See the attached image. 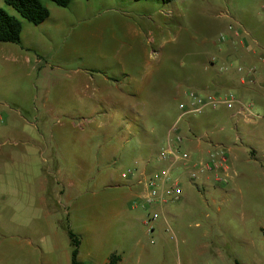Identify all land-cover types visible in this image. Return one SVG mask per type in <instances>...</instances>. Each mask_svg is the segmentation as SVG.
<instances>
[{
	"label": "rangeland",
	"instance_id": "1",
	"mask_svg": "<svg viewBox=\"0 0 264 264\" xmlns=\"http://www.w3.org/2000/svg\"><path fill=\"white\" fill-rule=\"evenodd\" d=\"M44 5L50 12L48 21L35 26L0 0V8L22 22L24 40L37 42L44 51L39 55L44 60L40 72H33L27 64L2 61L12 73L0 70V136H38L36 144L48 151L35 164L24 158L10 159L5 166L40 168L53 186L58 181L64 195L60 196L56 220L55 215L32 222L22 216L12 220L15 212L23 210L17 204L2 210L0 264L63 263L62 249L68 246L66 227L80 238L81 258L87 260L95 237L85 232L81 208V202L90 197L86 189L89 177L94 172L97 175L98 197L102 199L121 192L108 189L111 186L130 185L121 173L134 165L139 139L147 137L146 132L151 135L154 128V150L164 146L166 127L177 121L179 104L187 99L184 90L198 91L185 81V73L206 58L212 43H223L232 33L228 26L249 27L250 21H264V0H174L169 4L157 0H73L68 8L46 0ZM222 13L227 14L221 17ZM180 87L183 93L178 96L175 91ZM137 90L139 95L133 92ZM200 117L184 118L183 135L188 134L187 122ZM241 125L252 130V126ZM134 213L137 240L147 246L138 264H146L154 232L145 235L143 212ZM211 214L212 224L226 244L225 252L240 250L243 244L238 236L247 234L251 257L260 256L259 264H264L263 233L259 231L264 220L251 214L247 221L235 200L223 204L221 214L214 210ZM111 223L113 228L104 238L106 250L118 241V223ZM188 224H192L189 231L203 230L195 227L192 219H187ZM54 228L65 237L58 250L53 249ZM210 240L216 238L206 241Z\"/></svg>",
	"mask_w": 264,
	"mask_h": 264
},
{
	"label": "crops",
	"instance_id": "2",
	"mask_svg": "<svg viewBox=\"0 0 264 264\" xmlns=\"http://www.w3.org/2000/svg\"><path fill=\"white\" fill-rule=\"evenodd\" d=\"M225 14L227 13H222L221 17ZM249 25V27L247 24L240 25L243 30L241 37L230 33L226 39H222L223 43L219 45L212 43L211 52L208 50L206 58L200 60L194 70L185 73L184 79L190 83L188 85L197 86L198 91L196 92L200 91L199 93L214 92L220 95L233 91L244 103H252L256 113L264 115V21L257 23L250 21ZM41 54H44V51L39 44L30 39L24 40L22 33L20 44L0 43V70L5 72L7 70L11 74V70L7 69L8 66L4 68L2 65V61H9L15 65L27 64L33 72H40L44 63L43 58L40 57ZM37 58L41 59L40 64L36 63ZM243 78L247 79V82H244ZM253 80L254 83H252ZM116 87L115 85L114 88ZM187 90H184L185 95L192 91ZM119 92L122 93L121 89ZM133 92L139 95L141 91ZM175 92L178 96L183 93L181 87ZM209 111V113H203L195 121L187 122L186 137L190 140L184 144L183 148L192 155L193 159L197 160L207 158L212 152L224 150L236 173L233 181L227 186H215L208 178L198 184L185 180L183 195L178 201L146 209L140 199L142 189L132 182L123 187L108 188L117 189L121 191L120 193H113L103 199L98 197V177L94 172L86 185L90 197L81 202L85 215L84 220L87 223L85 232L95 234L94 245L87 250L85 258L87 260L81 258L79 250L80 262L108 264L112 255H119L121 259L118 264H138L142 260V258L140 260V254L147 248L140 240H137V216L134 211L141 210L143 212L141 225L145 235H151L144 226L147 214L156 212L160 215L154 223L152 247H149L146 252L148 255L145 258L146 264H170L171 261L179 264H183L184 261L187 264L260 263V256L251 257L250 238L247 234L238 236L243 244L240 250L234 248L229 252L224 251L223 244L225 247L226 244L221 241L216 225L212 224L211 211L214 210L216 214H221L223 204L235 200L242 215L247 217V221L251 214H256L255 216L264 220V119L247 122L240 116H236L235 111L225 107ZM2 120L3 117L0 116V126ZM135 123L138 124V121ZM242 123L252 126V130H245ZM138 125L143 127L145 124ZM170 126L166 127V135ZM1 130L2 127H0V132ZM202 130L209 132L200 135L199 132ZM189 131L194 137H201L203 140L193 139ZM146 134L147 137L137 142L134 165L131 167L136 165L144 167L147 160L155 156L163 147L154 150V128L151 130V135L147 132ZM37 142L38 136L36 135L0 136V206H2L0 213L3 209H10V205L17 204L23 207V210L19 209L21 213L15 212L12 220L22 216L25 221L32 222L41 217L49 219L54 217L53 215L56 220V215H59L58 206L62 205L60 196L64 195V191L59 192L57 180L53 186L43 177L42 170L37 167H19L11 166V164L5 166L10 159L24 158L32 159L35 164L37 158L42 157L48 151L38 146ZM100 148L99 146L98 153ZM163 166L164 164L158 165L161 168ZM70 186L72 188L74 184L71 183ZM67 199L70 198L67 197ZM187 219H192L195 227L203 230L189 231L188 228L192 224L186 225ZM111 221L118 223V241L113 249L106 250L104 238L113 228ZM54 229L55 246L53 249L58 250L62 247L58 243L65 237L57 228ZM65 229L68 234V246L62 249L64 262L60 264H72V242L69 235L71 228L66 227ZM259 231L263 233L261 237L264 240V227H259ZM210 237L213 239L215 237L216 241L211 242L212 239L206 241ZM217 239L220 240L217 241ZM138 245H141L140 253L137 251Z\"/></svg>",
	"mask_w": 264,
	"mask_h": 264
},
{
	"label": "built area",
	"instance_id": "3",
	"mask_svg": "<svg viewBox=\"0 0 264 264\" xmlns=\"http://www.w3.org/2000/svg\"><path fill=\"white\" fill-rule=\"evenodd\" d=\"M229 30L236 37H241L243 33L238 24L230 25ZM36 63L40 64L41 59L37 58ZM243 81L247 82V79L243 78ZM186 96V101L179 104V117L170 126L164 146L155 156H151L147 160L144 167L136 165L121 173L123 180L132 182L142 189L140 199L146 209L178 201L183 195L185 180L192 184H198L208 178L215 186H227L236 176L224 150L212 152L207 158L197 160L193 159L192 155L183 148L184 144L190 140L182 133L181 124L184 118L199 116L207 110H219L225 107L235 111L236 116H240L247 122L264 119V115L255 112L252 103H244L233 91L220 95L189 91ZM189 134L193 139L203 140L201 137H194L191 131ZM159 164H164V166L158 167ZM150 168L151 170H149ZM159 218V213L149 212L147 214L144 226L148 233L154 232V223Z\"/></svg>",
	"mask_w": 264,
	"mask_h": 264
},
{
	"label": "trees",
	"instance_id": "4",
	"mask_svg": "<svg viewBox=\"0 0 264 264\" xmlns=\"http://www.w3.org/2000/svg\"><path fill=\"white\" fill-rule=\"evenodd\" d=\"M46 0H4L5 4L13 8L22 19L29 23L39 26L48 20L50 12L44 5ZM61 8H68L73 0H48ZM89 1V0H87ZM149 1V0H134ZM169 4L174 0H157ZM23 24L15 16L9 14L6 10L0 8V42L10 44H20L22 39ZM72 242V264H85L79 261L80 238L69 230ZM119 255H112L108 264H118ZM239 264V263H237Z\"/></svg>",
	"mask_w": 264,
	"mask_h": 264
}]
</instances>
